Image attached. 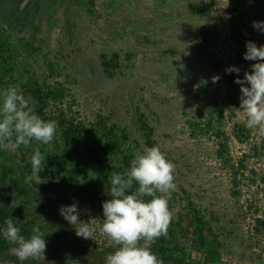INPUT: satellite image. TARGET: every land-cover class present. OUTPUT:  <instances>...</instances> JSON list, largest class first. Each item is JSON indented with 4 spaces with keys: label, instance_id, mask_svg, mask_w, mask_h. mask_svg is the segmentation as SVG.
I'll return each mask as SVG.
<instances>
[{
    "label": "rangeland",
    "instance_id": "rangeland-1",
    "mask_svg": "<svg viewBox=\"0 0 264 264\" xmlns=\"http://www.w3.org/2000/svg\"><path fill=\"white\" fill-rule=\"evenodd\" d=\"M110 1L0 0V22L15 38H35L39 47L33 56L25 51L16 56L14 71L1 79L0 96L18 86L39 116L58 125L49 144L33 141L11 153V166L24 181L19 189L11 173L12 181L3 185L15 226L26 238L36 224L49 234L45 264H105L115 250L100 233L105 185L98 159L86 147L105 138L98 124L104 120L128 132L122 147L134 159L147 147L138 120L142 113L156 145L176 165L177 187L169 200L174 219L197 215L211 234L202 245L174 229L176 241L166 244L170 252L182 264H264V136L245 127L237 110L241 89L223 77L230 66H238L243 77L256 63L244 53L246 41L264 45V32L253 28V21H264V0L257 9L250 0H115L109 6ZM233 17L246 31L241 44L232 38ZM205 27L215 32L208 39ZM115 53L110 75L102 57ZM209 57L221 61V70ZM35 80L62 84L63 99L39 113L28 90ZM61 119L83 122L92 138L64 142ZM237 125L246 137L237 134ZM36 147L44 159L33 173ZM76 202L82 221L95 218V240L78 237L60 215L62 206ZM0 264L32 263L0 259Z\"/></svg>",
    "mask_w": 264,
    "mask_h": 264
},
{
    "label": "clouds",
    "instance_id": "clouds-1",
    "mask_svg": "<svg viewBox=\"0 0 264 264\" xmlns=\"http://www.w3.org/2000/svg\"><path fill=\"white\" fill-rule=\"evenodd\" d=\"M253 28L264 32V21H253ZM244 59L256 61L243 77L236 76L241 86L240 107L245 127L264 136V45L246 41ZM238 66H230L227 73L239 74ZM55 120L39 116L18 86L10 85L0 96V150L16 153L21 146L31 147L32 142L47 145L57 132ZM44 157L39 147L30 157L33 173L39 172ZM176 165L159 145L144 147L124 172L108 177L106 193L111 197L103 202V223L100 233L115 250L108 254L105 264H163L152 245L168 235L174 218L169 200L176 190ZM32 176L25 179L31 183ZM78 202L62 206L60 215L74 227L78 237L95 240L92 223L80 219ZM3 238L12 245V253L21 261L46 262L45 232L36 224L30 237L21 234L13 219L5 221Z\"/></svg>",
    "mask_w": 264,
    "mask_h": 264
},
{
    "label": "trees",
    "instance_id": "trees-1",
    "mask_svg": "<svg viewBox=\"0 0 264 264\" xmlns=\"http://www.w3.org/2000/svg\"><path fill=\"white\" fill-rule=\"evenodd\" d=\"M251 7L257 9V5L253 0H250ZM116 4L115 0H111L108 5L114 6ZM231 30L232 38L236 43H242L243 38L246 36V31L242 28L241 20L238 18H231ZM204 37L208 39L210 35H214V30L208 27L202 29ZM39 47L36 46L35 38H15V36L0 22V86L2 85L1 79L4 78L6 73L11 74L16 66V56H19L25 51L30 56L35 55ZM102 65L107 74L111 75V67L116 64L115 60L118 58V54H113L111 58H107L103 55ZM209 61L212 63L216 70H221V61L216 60L213 57H209ZM225 81L233 86L234 88L241 89V86L235 83L236 76L239 75L235 72L227 73L224 71ZM240 76V75H239ZM241 77V76H240ZM31 95L37 100V111L39 113L43 112L44 107L48 106L50 102L61 101L65 95V89L60 83L48 84L46 82H38L35 80L33 84L28 88ZM141 129L143 131V136L145 138V143L147 147L156 145V140L154 138L153 128L149 125L144 115L141 113L138 116ZM60 135L62 140L66 143H73L79 141L82 137L92 138L93 131L86 126L81 121L61 119L60 122ZM100 128L105 129V138L101 141L91 140L88 147H86L87 152L92 157L98 159V169L99 175L103 179L104 192L103 198L100 204L101 215L103 216V202L111 199V197L106 193V185L108 184V177L114 172H124L130 167V162L133 159L130 153H127L122 147V141L129 139L128 132L125 129L119 127L116 124L108 126L104 120L98 123ZM242 133L243 137L247 136V132L241 125H237V134ZM240 135V134H239ZM96 141V142H95ZM11 153L0 150V259H13L14 261H20L14 254L11 255V249L15 245L10 244L3 238V230L6 228L5 221L12 218L14 213L13 207L5 204L4 202V192L3 185L12 181L10 177L11 173H16L17 179L13 178L16 186L19 189H24V181L20 178L22 174L11 166ZM85 185L87 183L85 182ZM104 218V216H103ZM179 217L172 220L170 226L172 228L168 230V235L166 237L159 238L155 244L152 245V250L157 254V256L163 260V264H182L184 260L180 257L175 256L170 252V248L166 246L167 242L172 240L176 241V235L174 234V229L180 231L183 235H194L200 244L205 245L206 239L210 237V230L207 228L203 220L197 215L193 219L188 220V218ZM186 224V225H185ZM195 225V226H194ZM169 226V227H170ZM24 235V234H23ZM26 237V236H25ZM28 237V236H27ZM49 234H46V243L49 241ZM23 263H38L35 261H23Z\"/></svg>",
    "mask_w": 264,
    "mask_h": 264
},
{
    "label": "water",
    "instance_id": "water-1",
    "mask_svg": "<svg viewBox=\"0 0 264 264\" xmlns=\"http://www.w3.org/2000/svg\"><path fill=\"white\" fill-rule=\"evenodd\" d=\"M256 5H259V0H253Z\"/></svg>",
    "mask_w": 264,
    "mask_h": 264
}]
</instances>
